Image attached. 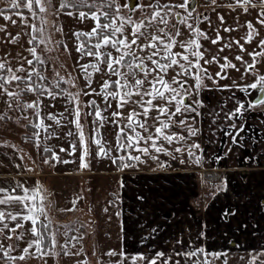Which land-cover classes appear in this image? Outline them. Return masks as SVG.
I'll use <instances>...</instances> for the list:
<instances>
[{
  "label": "rangeland",
  "instance_id": "rangeland-1",
  "mask_svg": "<svg viewBox=\"0 0 264 264\" xmlns=\"http://www.w3.org/2000/svg\"><path fill=\"white\" fill-rule=\"evenodd\" d=\"M147 2L149 0H118L121 5L128 4L129 6L133 3L144 4ZM182 2L183 0H161V3L165 4ZM191 2L195 4L193 17L199 16L202 20L198 24L201 30L207 19L208 21L215 20L214 23L207 25L208 27L206 28L208 29L202 30L209 36V39L201 38L200 40L202 50H207L205 56L209 57V59L212 56H216L218 62V65L215 66L213 65L216 62L208 63L205 66L202 65V61L200 62L215 80V83H213L212 80L205 78L204 84L206 87L196 97L206 105L204 99L208 94V87V89L212 86L220 89L225 88V86H219L222 83L218 81L220 78H217L216 74L218 72L224 76L234 74V70L237 67H229L221 71V65L225 63L223 57L229 59L228 56L238 53L239 56L247 55L248 60H252V57L248 55L249 52H252L253 49L256 51L258 49L259 51L264 50L257 47L258 41L264 38V25L256 22L257 17L251 11V9H257L256 11L260 12L261 10L258 7L250 8L245 13L240 7L235 10L229 7L230 4L235 3V0H216L215 4L212 3V0H191ZM53 4L58 8L60 0H53ZM84 10L87 11V9ZM9 11V14H17L16 19L18 20H21L22 16L27 21L28 26L21 22L16 28L13 27L11 29L10 34L12 36L19 34V43L16 44L8 43L7 41L10 37L4 35L5 32H0V49L2 48L0 59H4L2 51L6 49L8 52L6 58H11L12 60V53H9L12 49H9L15 45L17 50H22V53L24 49L35 47L36 55L41 62H37L34 57L30 56L29 51L27 59L33 60L34 64L32 67L37 72L42 73L46 79L41 81L36 76H33V81L36 85L42 84L48 91L57 92L59 95L56 99H51L46 93L40 94L39 89L35 93L25 92L22 94V104L37 100L42 101L39 117L31 109L17 110L14 101H10V103H13V108L9 109L4 103L8 98L0 96V116L4 117L3 120H0V173L7 171H17L26 174L41 172L44 173V176L46 175V177L43 176L41 179L40 189L42 191L39 199L41 196L44 197L43 206L51 221L49 236L55 234L57 241L55 251L59 253L57 256H61L64 251L70 253L65 259L63 258L64 262L61 264H84L88 260L89 264H105V262L107 264H113V262L115 264H133L132 260L126 257H135L137 254H143L146 257L154 258L157 252H164L166 255L172 254L174 251L187 252L201 248L202 244L209 246L210 250L206 253H221L227 248L234 249V255H232V252L231 254L227 252L221 259H216L213 264H223L222 260L225 256L227 258L224 260L233 264H244L243 261L246 259L250 261V250L242 251L236 248L237 246H234V244L229 245V240L234 239L233 237H199V228L193 226V224L187 225L190 222L189 215L192 210H199L198 208H201L202 202L200 197H197L195 200L193 199L192 206L189 204L190 199L188 200L187 198L190 197V194L188 195L186 189V178L187 180L191 179L192 176L189 174L191 171H196L197 173H195L200 175L202 171L213 167V162L208 163L206 161L197 165L193 162V158L187 156V151L182 154L173 153L177 159H173L172 156L164 155L163 153H152L158 156V160L141 156V159L145 161L143 164L138 163L135 168H125L121 171L118 167L119 161L117 164H113L109 158H99L96 155L97 146L89 140V150L91 152V155L87 158L89 167H80V156L83 149L77 147L75 152H73V145H79V136L74 123L75 117L71 112V109L76 107V103H70L65 93H71L72 96H76L79 93L80 122L83 125L85 137H89L93 134L96 122L94 116L85 115L93 111L92 108L87 107V104L89 101H95L103 110L105 101L102 96L95 94L84 95L83 93L93 89L95 92H99L101 85L106 79L112 81L117 79L116 76L109 77L106 65H101L104 71L94 73L91 77V88L87 86L88 80L85 78L80 65L85 62H94V60L90 57L80 59V54L76 51L78 41L73 33L76 31H90L95 26V22L91 19L81 22L77 16L64 14L66 11L75 13V9L61 10L59 15L54 14L55 9H49L47 12L41 13L35 7L33 8L35 15L24 7L15 10L10 9ZM150 11V9L147 10V12ZM173 11L178 12L181 17L187 15V12L180 8H174ZM147 12L141 13L138 10L123 9L121 14L130 15L133 20L139 21L147 15ZM225 12L241 13L240 18L228 19L223 15ZM220 16L224 17V24H221ZM205 17L208 18L204 19ZM168 19L169 24H176V26L179 24L175 16H170ZM246 21H251L259 34L261 33L259 36H254L250 44L245 43L243 39L250 31L247 28ZM189 23H194V20H190ZM182 26L183 37H178L177 39H188V29L186 26ZM28 27H31V29H28ZM224 27L236 30L225 32L223 31ZM33 28L37 29V31H33ZM57 28H62L63 31H57ZM6 30L7 34L10 30ZM127 31L130 32L131 28H127ZM217 32H219L222 39L218 43L213 44L211 40L216 38ZM33 36L36 37L34 46L33 43H28ZM237 40L244 45V49L247 52L244 50L245 52L243 51L242 53L240 47L234 43ZM225 44H231V47L220 51ZM65 45L67 46V51H65ZM250 45L251 48L249 50ZM176 49H173V51H177ZM110 50L113 55H117L114 49ZM178 51L182 52L183 49ZM235 55L234 57L238 56ZM260 58L262 57H258L257 60ZM78 60L79 63H77ZM234 60L230 59L228 61L235 65L236 59ZM15 64H17L16 67L20 66L18 59H16ZM23 66L29 68L26 63ZM254 72L256 73V71ZM173 75H175V72L169 70V77ZM61 78L63 79L62 83H60ZM189 83H194V81L190 80ZM14 85L15 83L9 87L14 89ZM225 91L227 92V90ZM248 92L249 96L253 98L257 91L249 89ZM187 102L191 103V99ZM111 104L112 107L103 112V115L108 118V122L100 129V138L102 142L115 148V135L118 129L111 123L113 119L111 113L116 108V101L111 100ZM44 105L50 106L44 107ZM66 108L69 111H65ZM125 109L126 111L131 110L127 105ZM200 109H198L199 113ZM48 113L56 114L58 119H61L59 114L63 113L61 124L57 126L54 121L47 119ZM185 115L188 117L191 127L197 130V135L188 136L186 130L181 131L178 127L174 128L176 132L187 137V143L166 145L170 152L177 146L187 148L188 145L193 143L201 145V113L196 115L193 112ZM25 116L28 118L24 119ZM41 120H43L44 125L49 126L48 132L55 131V136L49 137L43 128L37 129L33 127L34 124H40ZM227 124L231 125L232 123L227 121ZM28 126L33 127L36 131L32 132V130L28 129ZM36 133H39V135H36ZM68 133L72 134L69 135ZM206 144L207 141L205 140L199 149H192V151L196 155L203 151L206 152L202 148ZM46 147L52 151H44L43 149ZM61 148L66 151L61 152ZM53 152L60 158L59 161L52 159ZM69 153L73 154L69 155ZM127 154L117 151L112 153L113 156H125ZM132 154L136 155L138 153ZM180 159L186 162L182 164ZM45 160L48 162L45 163ZM64 160L69 161V163L60 162ZM160 161L164 162V166H160ZM127 162L131 163V161ZM84 201L87 204L89 203L88 209L90 206L91 209L83 210L86 207L83 205ZM87 214L88 217L85 216ZM40 220L43 223H49V220H45L43 216L40 217ZM94 221L96 222L94 223ZM154 229L155 231H153ZM238 239L239 237H235L234 240ZM178 241H181V243H178ZM11 244L14 243L12 242ZM61 246L64 247L61 248ZM110 250L115 251L118 255L109 257L106 253ZM240 251L241 253H239ZM77 252L80 255L71 254ZM121 252L126 254L124 258L119 255ZM245 254H248L249 257L244 258ZM205 259L210 262L213 261L210 255H205ZM32 261L33 263H26L19 260L13 264H55L50 259L43 262L39 259ZM135 264H146V262L136 260Z\"/></svg>",
  "mask_w": 264,
  "mask_h": 264
},
{
  "label": "snow or ice",
  "instance_id": "snow-or-ice-1",
  "mask_svg": "<svg viewBox=\"0 0 264 264\" xmlns=\"http://www.w3.org/2000/svg\"><path fill=\"white\" fill-rule=\"evenodd\" d=\"M215 4L216 0H212ZM8 6L15 10L21 7L27 8L29 12H33V8H38L39 12L45 13L49 9H55L54 14L59 15L61 10L75 9L76 12L66 11L64 14L68 16H77V18L84 22L91 19L95 22V26L90 31H76L73 33L78 44L76 51L80 54V59L90 57L94 62H85L80 65L85 78L88 80V87L91 88V77L96 72H102L104 69L101 65H106L107 74L109 77L116 76L117 79L112 81L106 79L101 85L100 91L95 92L91 90L84 92V95H98L102 96L105 101V108L102 110L95 101H89L87 107L92 108L93 111L85 115L94 116L96 127L93 129V134L85 137L83 132V125L81 124V112L79 109L78 96H72L71 93H65L69 102H75L76 107L71 109L75 117L74 123L79 136V145H73V152L77 147L83 149L80 156V167H89L87 158L91 155L89 150V140L97 146L96 155L99 158H109L113 164H118L121 171L125 168H135L136 165L143 164L145 161L141 156L148 157L152 160H158L157 155L152 153H163L170 155L173 159H177L173 153H183L187 151V156L193 158V162L197 165L201 164V157L196 155L192 149H199L200 145L193 143L188 145L187 148L177 146L170 152L166 145H181L187 143V137L176 132L174 128L178 127L181 131H187L188 136H196L197 130L191 127L188 117L185 114L195 112L200 115L198 109L203 107L200 99H197L203 88L205 78L215 80L208 74V70L201 65L203 60L205 64L217 62L216 56L211 59H205V52L202 50L201 38L207 40L209 36L202 31L198 24L202 22L199 16L193 17L195 12V4L191 0H183L182 3L165 4L161 0H149L144 4H128L121 5L118 0H60L58 8L53 4V0H8ZM235 10L240 7L245 13L250 8H259L261 11L257 13V23L264 25V0H235L234 4H230ZM174 8L183 9L187 12L186 16H180L178 12H174ZM84 9H87L85 11ZM123 9L138 10L141 13L147 12V15L139 21L132 19L130 15H122ZM35 15V12H33ZM0 16L3 20L10 21L16 24L17 21L13 20L10 16L4 14V9L0 8ZM179 17L177 23L186 26L189 33L188 39H177L183 37L180 28L176 24H169L168 17ZM204 19H207L205 17ZM221 24L225 23L224 17H219ZM194 20V23H189ZM21 22L27 25V21L21 16ZM210 23V21H209ZM247 28L250 30L245 37V43H251L254 36H259V32L254 28L251 21H246ZM131 31H127V28ZM234 28L224 27L223 31H235ZM33 31L37 29L33 28ZM57 31H63L62 28H57ZM0 32H6L4 26H0ZM10 37L8 43H19V34ZM83 38V39H82ZM33 36L28 41L29 44L35 40ZM219 32L215 39H212L213 44L221 40ZM243 52L244 45L240 42L234 41ZM183 49V51H173L174 48ZM231 44H225L220 51L224 48H230ZM258 48L264 49V38H261L257 43ZM110 49H114L117 55H113ZM65 45V51H67ZM30 55L41 62L36 55V48L32 47L27 49ZM143 54V55H141ZM248 55L252 57V62L247 64L246 72L255 71L258 63L257 57L264 56V50L256 51L253 49ZM225 63L221 65V71L225 68H235L236 66L228 61L227 57H223ZM236 60L243 61V57L236 56ZM19 67H13L7 63L5 59H0V96H6L8 99L4 103L9 109L15 108L17 110L31 109L33 113L39 117L42 101L37 100L31 103L22 104L21 96L25 92L46 93L51 99H56L59 93L48 91L43 85H36L33 81V76L43 81L46 78L42 73L36 71L33 66L32 59L18 58ZM26 63L29 68H25L23 64ZM79 63V60L77 61ZM169 70L175 72V75L169 77ZM221 79L226 76L221 75L220 72L216 74ZM194 83H189V81ZM63 82L61 78L60 83ZM15 83V88L11 86ZM259 86V87H258ZM58 87V85H57ZM256 90L259 95L255 102L250 104V107H255L258 104H264V74L257 73L255 82L243 88V91ZM191 99V103L187 101ZM111 100L116 101V108L112 111L111 123L116 126L115 148L110 144H106L101 140L100 129L108 122V118L103 115L104 111L112 107ZM131 108L126 111L125 106ZM50 105H44L49 107ZM245 105L240 103L235 113L242 114V109ZM69 111V109H65ZM126 111V114H125ZM234 113L229 114V119L233 117ZM62 119L64 114H59ZM28 117L25 116L24 119ZM47 119L54 121L59 126L61 119L57 118L56 114L48 113ZM4 117L0 116V120ZM73 122V121H70ZM33 127L39 129L43 128L49 137L55 136V131L48 132L47 125H44L43 120L40 124H34ZM235 127V125H233ZM244 129L241 128L240 131ZM71 135L72 133H68ZM239 133H237L238 135ZM39 135V133H36ZM233 143H237L236 138L233 137ZM39 146V145H37ZM44 151H52L50 148H44ZM61 152L66 151L64 148L60 149ZM113 151L128 153L125 156H113ZM132 153H138L133 155ZM73 153H69L71 155ZM52 159L59 161L60 158L53 152ZM217 159H220L217 157ZM248 159L247 157L245 158ZM127 161H131L128 163ZM48 161L45 160V163ZM62 163H69V161H60ZM186 161L180 159V163ZM160 166H164V162L160 161ZM123 186V185H121ZM17 187H23L18 185ZM41 189H24V194L12 195L15 189L6 190L0 187V237L7 240H15L16 242L24 241V247L20 248L22 254L13 256L12 252L19 247L18 243L13 245H5L0 243V253L9 261H25L31 256L39 255L41 259L48 256H57L59 253L55 251L57 241L55 234L48 235L49 225L51 223L45 207L43 206L44 197H40V202L37 203V197L40 196ZM75 203V201H73ZM70 210V209H69ZM234 214V213H233ZM43 216L49 223H43L40 217ZM12 222V225H10ZM30 222L31 227H25V224ZM14 225V226H13ZM43 229V231H41ZM155 231V229L153 230ZM50 240L49 244L45 241ZM181 243V241H178ZM64 246H61L63 248ZM191 247V246H189ZM35 249V252H31ZM64 255H70L69 252L64 251ZM72 255H79V253H71ZM198 254L210 255L213 261L205 259L203 261L193 260V264H213L216 259H221L225 253H206L204 248L192 249L187 252H176V256H183L186 259H191ZM109 257L118 255L113 250L106 253ZM119 255L124 258L125 253L121 252ZM131 259L133 264L136 260L145 261L146 264H179V261H172L171 257H167L164 252H157L154 258H149L143 254H137L135 257H127ZM84 264H87L85 261ZM107 264V262H105ZM115 264V262H113ZM226 264V262H223ZM247 264H264V250L253 252L251 260Z\"/></svg>",
  "mask_w": 264,
  "mask_h": 264
},
{
  "label": "crops",
  "instance_id": "crops-1",
  "mask_svg": "<svg viewBox=\"0 0 264 264\" xmlns=\"http://www.w3.org/2000/svg\"><path fill=\"white\" fill-rule=\"evenodd\" d=\"M0 8L4 9L5 15L17 21L16 24H12L10 21L3 20L2 16H0V26H4L6 29L10 30L8 33H11V29L13 27L16 28L19 23H21V20L16 19L17 14H9L11 8L8 6V0H0ZM256 10L257 9H251L252 13L257 17L259 11L257 12ZM234 12H225L223 15L232 20L240 18L241 13ZM176 18L177 20L179 19V17ZM214 22L215 20H211L210 24ZM208 24L209 21L207 19L202 26V30L205 31V29H208L206 28ZM177 28H180L181 31L183 30L181 24H178ZM28 29H31V27H28ZM4 35H7L6 32ZM250 48L251 45L248 49L250 50ZM179 49L180 48L177 47L176 50L178 51ZM1 50L2 48L0 49V53ZM5 50L6 49L2 51V57L4 56L3 58L6 62L14 67L17 66V64H15L16 59L19 57L27 59L29 54L26 49H24L23 53L22 50H17L15 45L9 49L11 50L9 53H12L11 60V58H6L8 52ZM245 51L247 52V50ZM234 55L228 56V60L231 59L233 61L235 59ZM236 55H238V53ZM241 57H243V61L236 60L235 66L237 67L234 70V74H228L225 79H221L219 76L217 77L220 78L218 81L222 83V85L219 86H225V88L220 89L219 87L212 86L208 89V87V94L204 99L206 105L203 103V107H200L202 118L200 128L202 142L200 146L204 144L205 140L207 144L205 147H202L206 152L202 149L203 152L197 155L201 157L204 163L206 161H208V163L213 162V167L202 171L200 175H197L196 171H191L189 173L192 176L191 179L187 180L186 178V189L188 195L190 194V197L187 198L188 200L190 199L189 204L192 206L193 199L195 200L197 197H200L202 202L201 208H198L199 210H192L189 215L190 222H188L187 225L193 224V226H197L199 228V237H233L234 239L235 237H239L238 240L230 239L229 245L234 244V246H236L238 244L239 246L236 248L242 251H249L250 237L259 234L264 236V104L250 107L249 105L252 104V102L249 92L243 91L242 89L255 82L257 73L264 74V56L258 60L255 70L256 73L254 71H245L248 64L247 62H252V60H248L247 55ZM205 59H209V57L205 56ZM202 65L205 66L208 64H205L202 60ZM215 65H218V62L213 66ZM13 87H15V85ZM225 90H227V92ZM240 103L245 105L244 109H242V114L235 113ZM229 112L234 113L231 119L228 118ZM227 121L232 124H227ZM233 125H235V127H233ZM241 128L244 130L240 131ZM237 133L239 134L237 135ZM233 137H235L237 141L235 144L233 143ZM217 157L220 159H217ZM246 157L248 158L247 160L245 159ZM206 173L211 175L207 179L204 176ZM43 176L44 173L41 172H34L31 174L17 171L3 172L0 173V187L6 190L15 189L12 195L22 196L25 188L32 190L40 189ZM44 177H46V175ZM18 185H22L23 187H17ZM0 196H2V194H0ZM39 200L38 196L37 203H39ZM83 205L86 206L83 210L88 209L89 203L87 204V202L84 201ZM89 209H91V206ZM85 216L88 217V214ZM254 220L257 222V227L253 224ZM10 225H12V222H10ZM25 227H31L30 222L26 223ZM12 242L19 244V247L12 252V255L18 256L22 254L20 248L26 246L24 241L16 242L15 240H7L4 237H0V243L10 246L13 245L11 244ZM234 242L237 244L235 245ZM201 248H204L205 252L210 250L209 246L203 244ZM233 250L234 249L227 248L224 249L223 252H225V254L227 252L231 254L232 252V255H234ZM30 251L35 252V249H31ZM176 252L177 251H174V253H169L166 256L171 257L172 261H179V264H193V260L203 261L205 257L204 254H198L191 259H186L183 256H176ZM239 253H241V251ZM1 255L3 256V253ZM65 257L66 255L61 254L59 257L48 256L41 259L36 255L27 258L25 262L33 263L32 260L34 259H39L43 262L44 260L48 261V259H50L53 260L55 264H61L64 262ZM245 257H249V255L245 254L244 258ZM225 258H227V256H225L224 259ZM224 259L222 263L226 262V264H233ZM15 261L19 260L17 259ZM15 261H10V264H13ZM243 262L247 264L248 259ZM0 263L6 264V261L0 259ZM89 263L88 260L87 264Z\"/></svg>",
  "mask_w": 264,
  "mask_h": 264
},
{
  "label": "flooded vegetation",
  "instance_id": "flooded-vegetation-1",
  "mask_svg": "<svg viewBox=\"0 0 264 264\" xmlns=\"http://www.w3.org/2000/svg\"><path fill=\"white\" fill-rule=\"evenodd\" d=\"M258 95H259V92L257 91L253 98L250 96V99H251L252 103L256 101ZM253 224L257 227V222L255 220L253 221ZM236 246L238 247L239 245L237 244ZM249 248H250V253L251 254L254 251L255 252H259L261 250H264V236H261L259 234L257 236L250 237Z\"/></svg>",
  "mask_w": 264,
  "mask_h": 264
},
{
  "label": "trees",
  "instance_id": "trees-1",
  "mask_svg": "<svg viewBox=\"0 0 264 264\" xmlns=\"http://www.w3.org/2000/svg\"><path fill=\"white\" fill-rule=\"evenodd\" d=\"M32 43H33V46H34V44H35V42H34V40L32 41ZM34 64V63H33ZM39 69H41V68H39ZM28 129L29 130H32V132H35L36 130L34 129V128H32L31 126H28ZM204 176H205V178L207 179L209 176H211L210 174H204ZM96 221H94V223H95ZM41 231H43V229H41ZM48 235H49V230H48ZM45 243L46 244H49L50 243V240H46L45 241ZM0 259L1 260H5L6 261V264H10V261L8 260V259H6V258H4L1 254H0Z\"/></svg>",
  "mask_w": 264,
  "mask_h": 264
}]
</instances>
